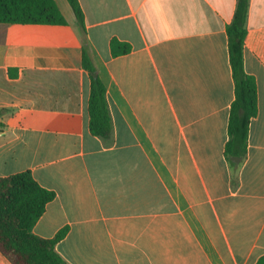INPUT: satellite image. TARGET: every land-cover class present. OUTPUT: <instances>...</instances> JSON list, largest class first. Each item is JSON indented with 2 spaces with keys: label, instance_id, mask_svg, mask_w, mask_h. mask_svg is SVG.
I'll return each mask as SVG.
<instances>
[{
  "label": "crops",
  "instance_id": "crops-1",
  "mask_svg": "<svg viewBox=\"0 0 264 264\" xmlns=\"http://www.w3.org/2000/svg\"><path fill=\"white\" fill-rule=\"evenodd\" d=\"M65 25L0 24V178L54 193L33 227L68 264H257L264 257V0H250L244 70L257 89L247 153L224 150L234 100L226 26L236 0H79L106 88L109 138L90 133V80ZM116 39L129 51L112 56ZM0 264H11L0 253Z\"/></svg>",
  "mask_w": 264,
  "mask_h": 264
},
{
  "label": "trees",
  "instance_id": "trees-1",
  "mask_svg": "<svg viewBox=\"0 0 264 264\" xmlns=\"http://www.w3.org/2000/svg\"><path fill=\"white\" fill-rule=\"evenodd\" d=\"M82 37V67L88 72L90 96L87 107L90 133L109 138L112 119L106 88L94 65L87 40L84 13L79 0H67ZM250 0H236L234 15L226 26L229 63L234 81V100L228 119V140L224 154L230 168L236 171L247 153L249 126L257 114V89L252 76L244 70V40ZM0 24L65 25L66 20L54 0H0ZM112 56L127 53V44L110 42ZM5 109L0 110V118ZM2 126L0 122V127ZM239 158V162L235 161ZM54 193L40 187L29 171L0 178V253L11 264H68L55 250L66 230L53 239H42L33 227L53 200ZM264 264V257L257 263Z\"/></svg>",
  "mask_w": 264,
  "mask_h": 264
},
{
  "label": "water",
  "instance_id": "water-1",
  "mask_svg": "<svg viewBox=\"0 0 264 264\" xmlns=\"http://www.w3.org/2000/svg\"><path fill=\"white\" fill-rule=\"evenodd\" d=\"M234 160L237 161V162H239L240 159L239 158H235Z\"/></svg>",
  "mask_w": 264,
  "mask_h": 264
}]
</instances>
